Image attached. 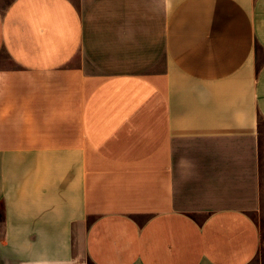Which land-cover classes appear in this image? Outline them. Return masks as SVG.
<instances>
[{"label": "crops", "instance_id": "0c3cea01", "mask_svg": "<svg viewBox=\"0 0 264 264\" xmlns=\"http://www.w3.org/2000/svg\"><path fill=\"white\" fill-rule=\"evenodd\" d=\"M264 0H0V264H254Z\"/></svg>", "mask_w": 264, "mask_h": 264}, {"label": "rangeland", "instance_id": "374dc122", "mask_svg": "<svg viewBox=\"0 0 264 264\" xmlns=\"http://www.w3.org/2000/svg\"><path fill=\"white\" fill-rule=\"evenodd\" d=\"M260 133H259V157H260V173H261V209L254 216L255 221L260 227V231L263 238V245L260 255L255 260L254 264H264V120L259 122Z\"/></svg>", "mask_w": 264, "mask_h": 264}]
</instances>
